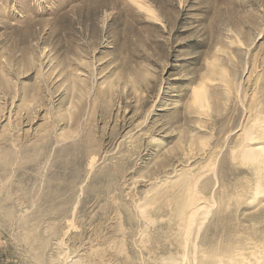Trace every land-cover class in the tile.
<instances>
[{
    "label": "rangeland",
    "instance_id": "rangeland-1",
    "mask_svg": "<svg viewBox=\"0 0 264 264\" xmlns=\"http://www.w3.org/2000/svg\"><path fill=\"white\" fill-rule=\"evenodd\" d=\"M260 104L264 0H0V264H156L193 190L261 245Z\"/></svg>",
    "mask_w": 264,
    "mask_h": 264
},
{
    "label": "bare ground",
    "instance_id": "bare-ground-1",
    "mask_svg": "<svg viewBox=\"0 0 264 264\" xmlns=\"http://www.w3.org/2000/svg\"><path fill=\"white\" fill-rule=\"evenodd\" d=\"M196 105L200 108H208V97L205 90L195 92ZM263 114L264 106L259 105ZM245 131L243 139L235 152L236 158L243 162H251L256 168L258 176L254 194H261L264 190V118ZM212 206L206 202L202 194L192 191L186 196L181 205L179 216L187 223L176 234V242L182 253L170 254L159 259L156 264H264V243L250 247L244 239L234 241L209 242L203 239L196 241L203 221L211 212ZM264 242V239H262ZM179 242V243H178ZM74 264V263H73Z\"/></svg>",
    "mask_w": 264,
    "mask_h": 264
}]
</instances>
